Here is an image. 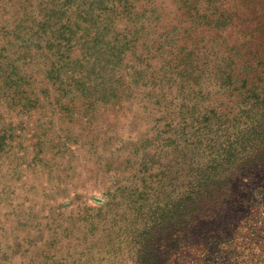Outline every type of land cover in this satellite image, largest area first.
<instances>
[{
    "label": "rangeland",
    "instance_id": "374dc122",
    "mask_svg": "<svg viewBox=\"0 0 264 264\" xmlns=\"http://www.w3.org/2000/svg\"><path fill=\"white\" fill-rule=\"evenodd\" d=\"M61 1L0 0V264H139L145 229L214 151L207 124L249 107L253 84L264 96V0L105 10L92 29L112 21L109 38L129 49L103 78L82 75L113 90L66 77L65 62L84 55L70 29L79 36L88 19ZM223 5L233 18L222 31L212 17ZM245 65L246 87L238 74L221 87ZM212 102L219 114H199ZM256 204L237 222L232 264H264V192Z\"/></svg>",
    "mask_w": 264,
    "mask_h": 264
},
{
    "label": "trees",
    "instance_id": "16d2710c",
    "mask_svg": "<svg viewBox=\"0 0 264 264\" xmlns=\"http://www.w3.org/2000/svg\"><path fill=\"white\" fill-rule=\"evenodd\" d=\"M59 5L73 6L78 16L88 19L83 20L86 22L83 33L77 36L80 27H76L70 29L73 35L68 38L76 40L75 43L81 47L84 55L87 52L91 55L102 54L93 62L84 55L76 59L71 58L63 65L67 66L66 77L72 78L75 84L86 85L85 89L99 85L102 90L101 86L110 85L113 90L112 84L104 79L93 85L86 84L82 73L85 67H89L90 74H95L98 78L101 72L112 70L110 63L114 60L120 62L123 52L129 49V40L109 38L108 34L113 30V25H110L112 21H101L95 29L91 26H95L97 20L105 18V10L111 16L115 15V9H118L119 13L132 12L136 8L135 2L64 0L59 2ZM223 7L220 12L213 13L212 17L214 28L222 31L230 26L233 18L227 7ZM58 10L65 13L67 8ZM78 23L82 24V21ZM227 43L234 52L239 53V47ZM249 69L248 65L242 69L233 66L225 77V86L221 87L227 85L226 88H229L228 85L232 84L237 74L241 76V88L246 87L248 78L245 74ZM258 87L253 84L246 94L245 98L253 100L249 107H244L243 111L239 112L240 114L230 115L223 123L207 124L211 125L209 127L213 134L205 136L208 141L206 143L209 145V141H212L211 147L214 151L198 164L196 173L191 176L192 179L181 195L154 219L150 228L145 229L142 235L143 247L140 250V256L144 260L139 264H232L230 259L235 249L233 238L237 222L258 213L257 193L264 192V96L253 91ZM114 95L117 96V93ZM217 106L218 104L212 102L204 106L199 114L204 116L211 110L213 116L217 115L221 112L215 111ZM223 125H226V133L218 135V131H224ZM217 137L218 139H215ZM222 258L225 260L223 263Z\"/></svg>",
    "mask_w": 264,
    "mask_h": 264
}]
</instances>
